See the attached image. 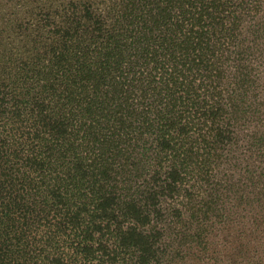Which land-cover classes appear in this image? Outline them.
I'll list each match as a JSON object with an SVG mask.
<instances>
[{
    "label": "trees",
    "instance_id": "1",
    "mask_svg": "<svg viewBox=\"0 0 264 264\" xmlns=\"http://www.w3.org/2000/svg\"><path fill=\"white\" fill-rule=\"evenodd\" d=\"M0 264H264V0H0Z\"/></svg>",
    "mask_w": 264,
    "mask_h": 264
}]
</instances>
